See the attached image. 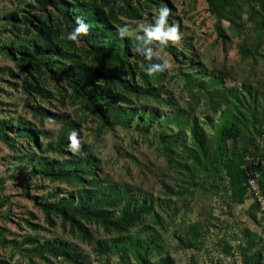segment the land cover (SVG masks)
I'll use <instances>...</instances> for the list:
<instances>
[{"label": "rangeland", "instance_id": "1", "mask_svg": "<svg viewBox=\"0 0 264 264\" xmlns=\"http://www.w3.org/2000/svg\"><path fill=\"white\" fill-rule=\"evenodd\" d=\"M0 264H264V0H0Z\"/></svg>", "mask_w": 264, "mask_h": 264}, {"label": "trees", "instance_id": "2", "mask_svg": "<svg viewBox=\"0 0 264 264\" xmlns=\"http://www.w3.org/2000/svg\"><path fill=\"white\" fill-rule=\"evenodd\" d=\"M64 12V11H63ZM88 12H89V18H88V24L89 25H92V26H94V28H97V25L98 26H101L103 23H98V19H99V15H98V13L96 12V11H93L92 9H89L88 10ZM91 33L92 32H95V30H93V29H91V31H90ZM103 32H107L106 30H103ZM112 31H109V33H111ZM111 34H113V33H111ZM101 48H103V49H101ZM104 50V51H103ZM126 49H122V51L121 52H118V53H116L115 55H112L111 53H110V51H107V49L105 48V47H99V49H98V54L99 55H101L104 59H105V61L107 62V63H112V64H117V63H119V64H122L123 62H124V60H126V59H128V57H129V54L125 51ZM41 58H44V57H41ZM137 58H138V60H143L144 62H146V59H144V58H140L139 56H137ZM124 66H125V68H127L129 71L131 70L130 69V66L128 65L127 66V64H126V61H125V64H124ZM158 75V74H157ZM216 83H218L219 81L217 80V81H215ZM150 85H149V83L148 82H145V84H144V86H143V88H142V94L143 95H147L148 93H150L151 95H153L156 99H158L159 100V102L161 101V102H163L164 101V97L166 96V95H164V94H162L161 93V96L160 95H157V94H155L150 88ZM137 93H139V91H136ZM123 116H125V117H128V116H133V114L132 113H121ZM100 117L102 118V120H104V122L105 123H107V121L103 118V116H101L100 115ZM174 122H177V123H175V124H178V123H181V122H179V114L178 113H175V114H172L171 115V117H170V119H168V120H166L164 123H165V126H169V125H172V124H174ZM225 130V132H226V134H231L232 133V131L230 130V129H227V128H225L224 129ZM224 132V133H225ZM25 133V135L28 137V138H32L30 135L31 134H26V132H24ZM33 139V138H32ZM254 146H256L255 144H254ZM70 177H71V179L72 180H75V179H77V174L75 173V172H72L71 174H70ZM92 186H97L98 188H102L103 187V184L101 183V182H95V181H93V183H92ZM118 190H116L115 188H109L108 190H107V195H105L104 197H101L100 195H93V194H91L90 195V198H92V197H94V196H96L95 198H96V200H102L103 202H107V203H110V204H112L113 203V201H114V198H116V200L118 199V198H120V197H123V198H126L125 200H127V203L128 204H131V200H130V198H129V191H127V190H125V191H123V192H121V191H118ZM115 196V197H114ZM71 205H73L74 204V201L73 200H71V203H70ZM82 207H83V205H82ZM46 208V207H45ZM91 216H93V217H95V218H102V213L101 212H94V213H91L90 214ZM130 217V216H129ZM128 217V218H129ZM132 219H134V217H130L129 219H128V221L130 222V220H132Z\"/></svg>", "mask_w": 264, "mask_h": 264}, {"label": "clouds", "instance_id": "3", "mask_svg": "<svg viewBox=\"0 0 264 264\" xmlns=\"http://www.w3.org/2000/svg\"><path fill=\"white\" fill-rule=\"evenodd\" d=\"M169 15L168 9L167 8H162L160 10L159 16L156 17V27L152 28L151 26L149 27H144V25H140V29H142L149 39H157L160 40L162 38L165 39H171V40H177L179 39V36L177 34V29L175 26L168 27L167 31H164L165 25L167 23V17ZM89 31V24L85 22L83 17H77L76 18V27L74 28L73 31H71L67 39L71 41H76L78 40L81 35H87ZM129 29L128 28H120L119 29V34L120 36H123L125 34H128ZM163 71L162 68H149L147 74L151 76L152 74L156 72ZM70 139L73 142V146L76 144V138L75 136L70 137Z\"/></svg>", "mask_w": 264, "mask_h": 264}]
</instances>
